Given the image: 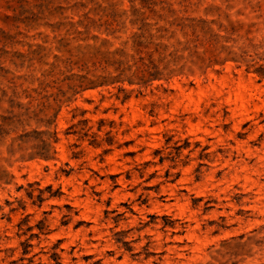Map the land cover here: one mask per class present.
Listing matches in <instances>:
<instances>
[{
	"label": "rangeland",
	"instance_id": "obj_1",
	"mask_svg": "<svg viewBox=\"0 0 264 264\" xmlns=\"http://www.w3.org/2000/svg\"><path fill=\"white\" fill-rule=\"evenodd\" d=\"M260 66L264 0H0V264H264Z\"/></svg>",
	"mask_w": 264,
	"mask_h": 264
},
{
	"label": "bare ground",
	"instance_id": "obj_2",
	"mask_svg": "<svg viewBox=\"0 0 264 264\" xmlns=\"http://www.w3.org/2000/svg\"><path fill=\"white\" fill-rule=\"evenodd\" d=\"M224 75V74H223ZM228 78V77H227ZM249 80V79H248ZM226 82H229L228 79L226 80ZM251 84L248 83V85H242V86H236L237 88H235L232 92H231V97H230V101L231 103L233 102L236 105V108L238 109V111H240V113L242 114L243 112H247L249 111V106L251 104V102H253V95L249 92H251L253 90V88L255 87L253 80L251 79ZM224 85L227 86V83H225ZM229 85V84H228ZM225 86V87H226ZM201 87V86H200ZM229 87V86H228ZM231 88V87H230ZM218 89V88H217ZM222 89V88H221ZM202 90V89H201ZM222 91L218 90V93H221ZM253 104V103H252ZM248 113V112H247ZM141 115L138 114L136 115V118H140ZM36 163V162H35Z\"/></svg>",
	"mask_w": 264,
	"mask_h": 264
},
{
	"label": "trees",
	"instance_id": "obj_3",
	"mask_svg": "<svg viewBox=\"0 0 264 264\" xmlns=\"http://www.w3.org/2000/svg\"><path fill=\"white\" fill-rule=\"evenodd\" d=\"M256 73L260 77V80L264 79V66H260L258 69H256Z\"/></svg>",
	"mask_w": 264,
	"mask_h": 264
}]
</instances>
